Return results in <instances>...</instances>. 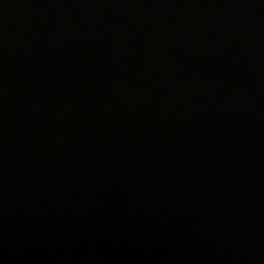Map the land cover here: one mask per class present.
I'll return each mask as SVG.
<instances>
[{
  "label": "water",
  "instance_id": "1",
  "mask_svg": "<svg viewBox=\"0 0 264 264\" xmlns=\"http://www.w3.org/2000/svg\"><path fill=\"white\" fill-rule=\"evenodd\" d=\"M0 264H264V0H0Z\"/></svg>",
  "mask_w": 264,
  "mask_h": 264
}]
</instances>
